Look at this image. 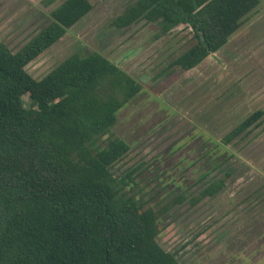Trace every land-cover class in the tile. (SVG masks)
Listing matches in <instances>:
<instances>
[{"label": "trees", "instance_id": "obj_1", "mask_svg": "<svg viewBox=\"0 0 264 264\" xmlns=\"http://www.w3.org/2000/svg\"><path fill=\"white\" fill-rule=\"evenodd\" d=\"M258 4L136 0L114 24L144 17L157 22L160 33L179 23L191 26L195 43L163 75L171 67H196L225 45ZM90 9L88 0H62L49 11V23L17 51L0 41V264H178L157 241L174 176L166 169L163 178H148L151 164L142 162L119 174L113 170L130 146L111 128L141 83L97 51L74 52L41 78L25 68ZM261 115L250 113L221 141L230 143ZM216 147L206 152L207 172L215 166ZM193 162L199 167L201 159ZM139 174L150 186L146 192L137 185ZM215 178L205 182L202 195L222 187V178Z\"/></svg>", "mask_w": 264, "mask_h": 264}, {"label": "rangeland", "instance_id": "obj_2", "mask_svg": "<svg viewBox=\"0 0 264 264\" xmlns=\"http://www.w3.org/2000/svg\"><path fill=\"white\" fill-rule=\"evenodd\" d=\"M1 1L4 2V6L0 11L3 12L0 20V41L14 50L13 46L17 42L13 41L12 37H8L10 32L8 25L12 22L11 6L14 0ZM28 1L33 5L32 11L39 13L40 20L37 22L39 25L50 18L49 11L61 0L51 5H45L44 0ZM90 2L93 8L60 39L32 59L26 65V70L34 78H41L74 52L83 54L97 50L102 53L132 74L142 85V90L128 105L120 109L117 121L111 128L112 135L124 138L130 146L125 156L114 164V172L119 174L123 170L127 171L129 167L139 163L140 159L151 158L154 151L150 148L154 147L155 143L150 144L149 141L156 138L172 141L178 139L175 145L173 144L174 151L165 158L158 157L157 159L162 162L160 164L159 161L154 166L161 172L167 169L174 178L184 172L190 180L187 185L193 184V179L197 178L194 168L198 164L195 162L191 164L190 160L198 157L200 153H205L211 147H216L215 145H219L215 152L227 150L221 145L223 134L257 108L264 109V0H259L253 13L232 34L223 50L210 54L209 59H205L191 72L184 73L179 68L171 67L163 75L160 73L167 68L170 61L195 43L194 32L186 25L179 24L168 34L159 36L157 22L146 19L139 20L120 31L111 32L110 28H105L107 21L134 0H90ZM32 5L29 4V8ZM22 13L24 11L20 14ZM4 17L7 19L6 24L2 21ZM24 100L27 101V96H24ZM165 119H168L166 129L146 140L149 135H146L147 132ZM259 120V126L249 130L237 144L234 142L226 144L227 147L232 152L237 150L240 157L251 156L255 148V141L252 140L255 132L264 131V113ZM189 129L194 132L184 136L190 131ZM196 135L199 137L190 139ZM139 138L140 141L148 142L146 147L132 145L133 141ZM200 140L207 143L201 147L198 144ZM249 140L252 141L245 146ZM263 143L264 141L260 142ZM167 146L168 143L155 152L159 153ZM241 146L245 148L239 150ZM227 151L228 154L231 153ZM182 155L183 158L187 156V161L184 160V163L180 159ZM262 155L263 157L258 155L256 164L264 172V151ZM234 161L235 159H232L231 163ZM155 173L156 171L148 178H152ZM163 176L160 173L159 177ZM136 179L138 187H142V192H146L150 186H143L147 180L144 175L139 174ZM233 180L230 181L231 187L236 183ZM229 192L226 190L222 200L215 199L210 203L207 215L211 214V223L197 241L202 242L203 246L206 245L213 238L212 232L216 228H222L225 232L223 239L218 243L212 242L199 255L183 256L184 259L179 264H264L262 257L264 247L258 251L260 242L253 235L242 232L250 223L247 217L244 218L247 214L248 201L240 204L237 209L232 208L233 200ZM261 195H264V188L257 198ZM224 210L226 215H222ZM235 217L241 218L240 221H235ZM170 244H162V246L167 249V245Z\"/></svg>", "mask_w": 264, "mask_h": 264}, {"label": "flooded vegetation", "instance_id": "obj_3", "mask_svg": "<svg viewBox=\"0 0 264 264\" xmlns=\"http://www.w3.org/2000/svg\"><path fill=\"white\" fill-rule=\"evenodd\" d=\"M135 1L136 0H134V2ZM29 4L32 5V3H29L28 0H14L13 5L11 6L12 22L8 25L10 29L8 37H12L13 41L17 43L13 46L14 50L10 48V46L5 42L3 43H5L7 47L13 51H17L18 49H20L23 45L28 42L30 38H32L38 31H40L49 23L48 19L44 20L42 23L37 25L38 20H40V18H38L39 13L33 12V5L31 6V8H29ZM131 4H129V6ZM3 6L4 2L0 0V11L3 9ZM129 6L126 5L125 8L119 14L112 17L107 22L105 28H110L112 31H120V29L126 28L127 26L136 23L138 19H136L133 23L124 26H117L116 24H114V19L119 16L123 11H125ZM22 11H24V13L20 14ZM2 14L3 12H0V20ZM2 21H4V24H6L7 19L4 17ZM101 38L103 39V36H101ZM259 118L256 119L252 124L258 123L259 126L260 123L257 122ZM168 119H165L154 127H152L146 134H149L146 140H148L149 138H153L159 131L166 129V123ZM189 130L190 131L185 133L184 136H187L194 132H191V129ZM198 137L199 136L196 135L191 137L190 139H196ZM237 137H235L234 139H236ZM177 140L178 139L172 141L165 138H163V140H160V138H156L149 141L150 144L155 143V146L150 148L152 151H154V155L148 159H140L139 163H144L143 166L150 163L151 166L148 171H151V174L156 171L153 177L156 176V174L160 173V171L155 170L154 165L156 163L158 164L159 161L160 164L162 162L157 158L163 156L164 158L167 157L169 152L173 150V146L175 145ZM252 140L247 141L245 143V146L248 145ZM147 143L148 142L140 141L139 138L133 141L132 145H144V147H146ZM166 143H168L166 149L162 150L159 153L155 152L156 150L164 146ZM205 143L207 142H202V140H200L198 144L199 146L203 147ZM221 145H223L225 149L229 150L231 153L228 154L227 150H223L224 152L212 151L211 155L214 158L213 162L215 166L210 170L208 169V172V155L206 153L207 151L203 154L200 153L198 157L194 158L201 159V163L199 164V167H197L196 172L199 175L206 171L207 173L204 178L199 179L198 177L196 182L188 186L187 183L190 182L189 176H187L183 172L174 178V184L170 183L167 186V189L171 190V195H169L168 199L163 202L167 209L160 216V232L157 235V241L163 249L167 250L168 252H171L177 258L178 264L179 262H181L182 259H184L183 256H189L190 254L199 255L203 252L202 250H204L206 246L210 245L212 242L213 244L218 243L219 241H221V239H223L225 232L222 228H219L220 230L216 228L212 232V234L214 235L213 238L206 245L203 246L202 242L197 241L198 237L203 233L204 230L207 229L206 227L209 225V223H211V214L207 215L210 203L215 199L222 200L223 195L226 193V190H228V192L230 191V197L232 196V208L237 209L239 208L240 204L248 201V206L246 210L247 214L244 218L247 217L250 223L247 227L245 226V228H243L242 232H244L246 235H253L255 239L260 242V247L258 251L261 249V247H264V195H261L257 198L261 190L264 188V176L262 174H259L254 163L250 162L249 156L248 158H246L245 156L240 157L237 150L235 152H232L226 144L223 143ZM245 146H241L239 150H243ZM195 150L196 149L194 148L193 151L195 152ZM183 156L184 155H182V157L180 158L181 160H183L182 163H184V160L187 161V156H185V158H183ZM194 159H191L190 161ZM232 159H235V161L231 163ZM145 173H147V171ZM163 175L165 176V174ZM213 176L216 177L215 179L222 178V187H220L218 191L212 196L202 195V190L204 188L203 185L209 178ZM232 180L236 181V183H234V186L231 187L230 181ZM180 194H182V196L176 199ZM230 201L231 200H229V202ZM239 214H241V212ZM222 215H226L225 210ZM240 219L241 218L239 217L234 218L235 221H240ZM168 243L171 244L167 245V249L162 246V244ZM222 252H224V250ZM252 256H254V254ZM262 257H264V252L262 253ZM232 258H235L234 253L232 254Z\"/></svg>", "mask_w": 264, "mask_h": 264}, {"label": "crops", "instance_id": "obj_4", "mask_svg": "<svg viewBox=\"0 0 264 264\" xmlns=\"http://www.w3.org/2000/svg\"><path fill=\"white\" fill-rule=\"evenodd\" d=\"M61 1H62V0H61ZM61 1H60V2H61ZM88 1L90 2V0H88ZM60 2H59V3H60ZM59 3L55 4L54 7L57 6ZM132 3H133V2H132ZM90 4H91V9H92V8H93L92 3L90 2ZM125 6H126V5H125ZM125 6H124V8H125ZM127 6H129V4H128ZM54 7H53V8H54ZM53 8H52V9H53ZM124 8H123V9H124ZM126 8H127V7H126ZM91 9H90V10H91ZM123 9H121V10L118 12V14H119ZM115 16H116V15H115ZM83 17H84V16H83ZM113 17H114V16H113ZM110 19H111V18H110ZM142 19H146V18H144V17H139V18H138V21H139V20H142ZM146 20H147V19H146ZM108 21H109V20H108ZM108 21H107V22H108ZM138 21H137V22H138ZM147 21H148V20H147ZM151 22H152V21H151ZM106 24H107V23H106ZM179 24L186 25L187 28H189L192 32H194L193 29L191 28V26H190L189 24H187V23H179ZM179 24H177V25H179ZM177 25H175V26H177ZM72 26H73V25H72ZM72 26H71V27H72ZM129 26H130V25H129ZM129 26H127V27H129ZM175 26H174V27H175ZM71 27H70V28H71ZM127 27H126V28H127ZM174 27H172V28H171L169 31H167L166 33H160V29H159V33H158V35L160 36V35L168 34L172 29H174ZM158 28H160V27H158ZM122 29H123V28H122ZM120 30H121V29H120ZM113 31H116V32H117V31H119V30H113ZM111 32H112V30H111ZM231 37H232V35L230 36V39H231ZM101 39H102V38H101ZM230 39H228V41L225 43V45H223V46H222L220 49H218L217 51H219V50H223L224 47L227 46V44H228V42H229ZM93 51H94V50H93ZM96 51H97V50H96ZM217 51H215V52H217ZM97 52H99V51H97ZM215 52L212 53V54H215ZM99 53H100V52H99ZM101 54H102V53H101ZM208 56H209V55H208ZM208 56L205 58L206 60L209 59V57H211V56H209V57H208ZM105 57H106V56H105ZM174 58H175V57H174ZM174 58H173V59H174ZM173 59H172V60H173ZM205 59H204V60H205ZM172 60H171V61H172ZM204 60H203V61H204ZM203 61H202V62H203ZM202 62L199 63L197 66L201 65ZM117 65H118V64H117ZM197 66H196V67H197ZM174 68H177V67H174ZM194 68H195V67H194ZM194 68H192V69H190V70H188V71H183V72H184V73H186V72H191V70H193ZM122 69H123V68H122ZM125 71H126V70H125ZM126 72H127V71H126ZM128 73H129V72H128ZM129 74H130V73H129ZM131 75H132V74H131ZM132 76H133V75H132ZM133 77H134V76H133ZM134 78H135V77H134ZM135 79H136V78H135ZM136 80H137V79H136ZM141 90H142V89H141ZM256 110H262V113H264V109H262V108H257ZM256 110H254L253 112H255ZM253 112H251V113H253ZM262 115H263V114H262ZM260 118H261V117H260ZM260 118H259V119H260ZM242 120H243V119H242ZM242 120H240V121H242ZM240 121H239V122H240ZM259 121H260V120H258L257 122H259ZM239 122H238V123H239ZM238 123H237V124H238ZM237 124H236V125H237ZM236 125H235V126H236ZM257 125H258V123H257V124H256V123L252 124V125H251L250 127H248L244 132H242V133H241L236 139L232 140L231 142H234L235 144H237V142H238L239 139H242V137H244V135H245L247 132H249V130H252V129L255 128V126H257ZM232 128H233V127H232ZM232 128H231V129H232ZM197 129H198V128H197ZM227 132H228V131H227ZM227 132H226V133H227ZM226 133H224L223 136H224ZM257 134H259V135L257 136ZM223 136H222L221 138H223ZM259 136H260V138H258ZM253 140L255 141V145H254L255 148H254V152L251 154V156H249V158H250L249 160H250V162L254 163V165H255L257 171L259 172V174H262V175L264 176V172H262V171H261L262 169L256 164V162H258V155H259L260 157H263V155H262V151H264V146H263L264 143H263V144H260V142H261V141H262V142L264 141V131H261V130H260L259 132H255ZM261 148H263V149H261ZM260 163H262V162H260ZM260 163H259V164H260ZM263 163H264V162H263Z\"/></svg>", "mask_w": 264, "mask_h": 264}, {"label": "water", "instance_id": "obj_5", "mask_svg": "<svg viewBox=\"0 0 264 264\" xmlns=\"http://www.w3.org/2000/svg\"><path fill=\"white\" fill-rule=\"evenodd\" d=\"M188 24V23H187Z\"/></svg>", "mask_w": 264, "mask_h": 264}]
</instances>
